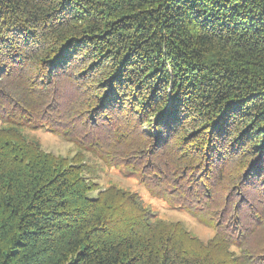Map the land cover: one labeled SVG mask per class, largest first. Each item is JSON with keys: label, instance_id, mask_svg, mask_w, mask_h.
I'll list each match as a JSON object with an SVG mask.
<instances>
[{"label": "trees", "instance_id": "trees-1", "mask_svg": "<svg viewBox=\"0 0 264 264\" xmlns=\"http://www.w3.org/2000/svg\"><path fill=\"white\" fill-rule=\"evenodd\" d=\"M0 264H264V0H0Z\"/></svg>", "mask_w": 264, "mask_h": 264}, {"label": "rangeland", "instance_id": "rangeland-1", "mask_svg": "<svg viewBox=\"0 0 264 264\" xmlns=\"http://www.w3.org/2000/svg\"><path fill=\"white\" fill-rule=\"evenodd\" d=\"M27 140L39 143L41 148L54 155L71 159L77 154L74 144L64 140L46 129H24ZM80 160L94 168L95 180L99 186L91 191L90 196H95L100 188L116 185L126 190L137 192L144 204L154 210L161 218L182 222L193 235L206 241L214 234V229L200 223L193 215L181 208L170 206L164 200L149 193L141 181L140 174L121 165L107 166L90 154L81 153Z\"/></svg>", "mask_w": 264, "mask_h": 264}]
</instances>
